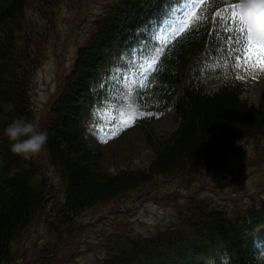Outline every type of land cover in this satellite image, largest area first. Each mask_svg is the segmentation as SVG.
Returning <instances> with one entry per match:
<instances>
[{
	"label": "trees",
	"instance_id": "16d2710c",
	"mask_svg": "<svg viewBox=\"0 0 264 264\" xmlns=\"http://www.w3.org/2000/svg\"><path fill=\"white\" fill-rule=\"evenodd\" d=\"M62 1L0 0V264H17L21 256L16 244L40 217L51 229L53 249L47 244L41 255L30 260L25 255L26 264H79L61 254L73 231L81 229L77 220L87 210L158 177L177 174L190 182L203 181L214 167L225 166L221 154L228 156L226 150L236 139L254 146L264 141V105L243 99L231 71L220 78L223 67L213 61H228L234 72L235 53L246 49L241 42L248 36L253 40L251 21L264 15V0L247 3L244 33L239 32L238 18L231 16V6L240 0H205L190 28L164 46L157 70L135 94L139 104L152 109L133 129L144 128L151 163L142 170L106 171L103 150L95 148L88 135L91 115L107 98L101 83L115 64L136 53L142 57L141 50L154 45L157 28L180 3L112 0L92 22L50 104L43 126L48 140L40 157L25 160L12 154L5 128L17 118L36 120L31 85L41 65L43 29L30 15H49ZM192 71L201 83L198 79L188 84ZM164 112H173L178 126L156 136L149 126ZM51 172L63 190L54 212ZM173 219L174 225L159 234L129 239L113 231L102 243L105 254L98 264H208L211 257L225 253L229 262L218 264H264V234L257 233L264 227V203L233 209L200 192V198L188 199Z\"/></svg>",
	"mask_w": 264,
	"mask_h": 264
},
{
	"label": "rangeland",
	"instance_id": "374dc122",
	"mask_svg": "<svg viewBox=\"0 0 264 264\" xmlns=\"http://www.w3.org/2000/svg\"><path fill=\"white\" fill-rule=\"evenodd\" d=\"M182 1L188 2L179 7L160 29V37L156 35L154 45L141 50L144 64L139 60L138 53L133 58L127 56L123 62L114 65L111 74L101 83L109 94L108 100L91 115L88 135L91 144L103 150L106 157L104 167L108 172L116 174L123 170H142L151 163L152 152L146 142L144 128L129 133H125V129L132 127L141 113L152 111L139 104L134 93L141 87L140 84L143 87L146 85L151 72L149 65L153 63V59L155 63L157 62L164 48V45L158 42H168L181 22L188 21L193 11V0ZM112 2V0H64L55 12L52 13L50 10L49 15L37 13L30 15L43 29L39 43L41 65L31 85L32 111L36 114L35 124L38 128L43 130L50 104L57 95L62 80L72 70L77 50L85 43L91 32L92 22ZM251 24L254 31L253 44H264V29L260 22L253 20ZM153 49L158 51L154 53ZM235 55L237 62L235 73L226 66V62L220 58H213L214 63L223 67L218 70L219 77L224 78L231 71V78L237 81L242 98L250 103L264 105V70L253 66L256 54L248 59L247 50L242 49ZM237 55L241 59H237ZM202 58L209 64L213 63L205 56ZM222 69H225L224 74ZM141 71L143 77L135 75L133 79V75ZM197 80L201 83L202 78L196 71L189 73L188 84H197ZM210 83L214 85L213 81ZM94 85L98 87L99 84ZM125 91L135 101L133 112L126 110L129 101L124 98ZM177 126L178 120L173 112H164L156 117L149 128L150 131L153 128L156 136H164L173 132ZM226 152L228 156L221 154L225 159V166L214 167L212 173L203 181L190 182L177 174L158 177L153 182L140 185L111 201L99 203L87 210L77 220L81 229L78 232L73 231L72 238L66 243L69 246L64 245L61 255L70 256L79 264L88 262L98 264L105 254L103 245L110 233L117 230L129 239L138 235L159 234L165 228L174 225L177 219H173V216L185 206L188 199L200 198V192L222 204H229L233 209L242 207L249 209L255 204L264 203V141L260 140L254 146L249 140L236 139V143ZM36 157H40L39 154ZM51 175L53 184L49 196L50 210L55 211V204L62 198L63 190L58 176L53 172ZM44 222L41 217L38 218L29 227L26 236L17 242V251L21 256L17 264H26L25 255L27 260L41 255L43 247L47 244H51L50 248L53 249V234ZM89 224L91 227H86ZM260 231L264 233V227ZM217 257L213 256L210 263L213 264Z\"/></svg>",
	"mask_w": 264,
	"mask_h": 264
},
{
	"label": "clouds",
	"instance_id": "9594fccd",
	"mask_svg": "<svg viewBox=\"0 0 264 264\" xmlns=\"http://www.w3.org/2000/svg\"><path fill=\"white\" fill-rule=\"evenodd\" d=\"M4 134L9 141L11 153L25 160L39 154L48 140L46 131L24 118L14 119L5 128Z\"/></svg>",
	"mask_w": 264,
	"mask_h": 264
},
{
	"label": "snow or ice",
	"instance_id": "6c2138e0",
	"mask_svg": "<svg viewBox=\"0 0 264 264\" xmlns=\"http://www.w3.org/2000/svg\"><path fill=\"white\" fill-rule=\"evenodd\" d=\"M204 2H205V0H193V5H192L193 11L191 12V15H190L188 21L187 22H181L180 26L177 28L176 32L173 33V35H176L178 33H184L190 28L191 21L197 19V12L199 10L196 8V5L198 3L203 4ZM248 2H249V0H240L238 5L234 4L231 6V16L234 20L238 18V20H239V32H241V33L245 32V24L247 23V18L245 16V10H246V5ZM169 27L171 28L172 26L170 25ZM241 43L245 44V46H246V50L248 52V59H251V57L254 53L256 54V60L253 63V66L259 67L260 69L264 70V44H260V45L253 44L251 36H248L246 38V42H241ZM152 51L155 53L158 50L153 49ZM149 59H153V58L149 57ZM237 59H241V57H239V55H237ZM149 70H151V71L157 70L155 67V60L154 59H153V63L151 65H149ZM135 75H140V73H135L133 75V79H135ZM137 83L139 84L140 82L137 81ZM140 86L143 87L142 84H140ZM124 98L129 101V103L127 104L126 110L128 112H133L135 101L132 99L131 95L126 91L124 93Z\"/></svg>",
	"mask_w": 264,
	"mask_h": 264
}]
</instances>
